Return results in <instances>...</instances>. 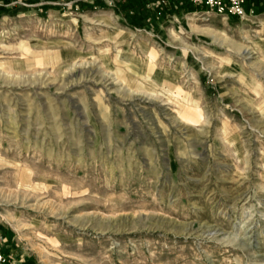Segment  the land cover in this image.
<instances>
[{
    "label": "rangeland",
    "instance_id": "1",
    "mask_svg": "<svg viewBox=\"0 0 264 264\" xmlns=\"http://www.w3.org/2000/svg\"><path fill=\"white\" fill-rule=\"evenodd\" d=\"M196 4L0 0L8 264H264V0Z\"/></svg>",
    "mask_w": 264,
    "mask_h": 264
},
{
    "label": "built area",
    "instance_id": "2",
    "mask_svg": "<svg viewBox=\"0 0 264 264\" xmlns=\"http://www.w3.org/2000/svg\"><path fill=\"white\" fill-rule=\"evenodd\" d=\"M247 0H195L196 3L204 2L207 8L219 15L235 16L240 19H247L248 17H254L255 8L246 9ZM9 261L0 248V264H8Z\"/></svg>",
    "mask_w": 264,
    "mask_h": 264
},
{
    "label": "trees",
    "instance_id": "3",
    "mask_svg": "<svg viewBox=\"0 0 264 264\" xmlns=\"http://www.w3.org/2000/svg\"><path fill=\"white\" fill-rule=\"evenodd\" d=\"M174 3L179 11L184 9H189L191 11L193 9H201L205 7L204 4H196L194 0H174Z\"/></svg>",
    "mask_w": 264,
    "mask_h": 264
},
{
    "label": "crops",
    "instance_id": "4",
    "mask_svg": "<svg viewBox=\"0 0 264 264\" xmlns=\"http://www.w3.org/2000/svg\"><path fill=\"white\" fill-rule=\"evenodd\" d=\"M21 264H25V263H21Z\"/></svg>",
    "mask_w": 264,
    "mask_h": 264
},
{
    "label": "bare ground",
    "instance_id": "5",
    "mask_svg": "<svg viewBox=\"0 0 264 264\" xmlns=\"http://www.w3.org/2000/svg\"><path fill=\"white\" fill-rule=\"evenodd\" d=\"M250 55V54H249Z\"/></svg>",
    "mask_w": 264,
    "mask_h": 264
}]
</instances>
